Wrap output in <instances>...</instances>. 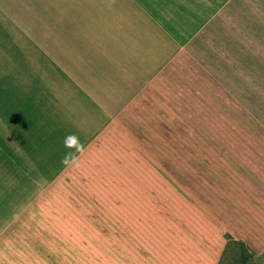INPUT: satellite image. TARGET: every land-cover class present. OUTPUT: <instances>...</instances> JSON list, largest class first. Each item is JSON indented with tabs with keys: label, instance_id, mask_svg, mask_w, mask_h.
<instances>
[{
	"label": "crops",
	"instance_id": "0c3cea01",
	"mask_svg": "<svg viewBox=\"0 0 264 264\" xmlns=\"http://www.w3.org/2000/svg\"><path fill=\"white\" fill-rule=\"evenodd\" d=\"M0 34V264H219L225 232L264 252V138L190 189L181 138L125 129L186 60L264 80V0H0Z\"/></svg>",
	"mask_w": 264,
	"mask_h": 264
},
{
	"label": "rangeland",
	"instance_id": "374dc122",
	"mask_svg": "<svg viewBox=\"0 0 264 264\" xmlns=\"http://www.w3.org/2000/svg\"><path fill=\"white\" fill-rule=\"evenodd\" d=\"M15 37L12 32L11 38ZM1 50L2 47L0 54ZM31 65L33 63L27 64L28 67ZM230 76L225 72L214 74L206 71L192 60L181 62L161 85L146 91L138 102L142 110L130 115L129 125L125 128L138 137L163 135L171 140L181 138L180 143L172 141L168 144L171 163L173 170H178L179 159L173 147H180L184 151L181 158V166L185 162L184 179L190 189L209 181L212 160L231 155L230 146L244 145L233 141L264 138V93L258 90L264 85V80L258 77L244 79L241 72L234 78ZM211 137H218L220 141L208 142ZM130 145L131 142L127 144L128 147ZM250 145L258 147L264 144L256 142ZM88 192L84 189V198L94 213H114V186H106L105 191L91 190L90 197ZM170 214L177 215V208L171 207ZM220 264H264V252L259 253L247 243L241 245L233 241Z\"/></svg>",
	"mask_w": 264,
	"mask_h": 264
},
{
	"label": "clouds",
	"instance_id": "9594fccd",
	"mask_svg": "<svg viewBox=\"0 0 264 264\" xmlns=\"http://www.w3.org/2000/svg\"><path fill=\"white\" fill-rule=\"evenodd\" d=\"M64 147L66 149H73L75 148L76 151H80L84 145L80 142L79 136L76 133H69L68 135H66V137L64 138ZM69 154L66 153V157Z\"/></svg>",
	"mask_w": 264,
	"mask_h": 264
},
{
	"label": "trees",
	"instance_id": "16d2710c",
	"mask_svg": "<svg viewBox=\"0 0 264 264\" xmlns=\"http://www.w3.org/2000/svg\"><path fill=\"white\" fill-rule=\"evenodd\" d=\"M226 239H227L226 247H225V249H224V251L222 253V256L220 258L219 264L221 263L222 258L225 255V253L227 252V250H228L229 245L231 244V242L235 241V242H239L241 245H245V242L243 240L235 239L230 233H227L226 234ZM242 257H243V255H242Z\"/></svg>",
	"mask_w": 264,
	"mask_h": 264
}]
</instances>
